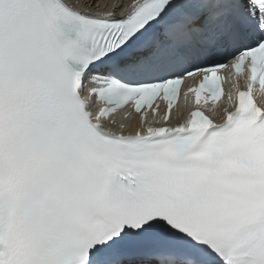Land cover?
Instances as JSON below:
<instances>
[{"label":"snow or ice","instance_id":"snow-or-ice-1","mask_svg":"<svg viewBox=\"0 0 264 264\" xmlns=\"http://www.w3.org/2000/svg\"><path fill=\"white\" fill-rule=\"evenodd\" d=\"M257 91L264 0H0V264H264Z\"/></svg>","mask_w":264,"mask_h":264},{"label":"bare ground","instance_id":"bare-ground-1","mask_svg":"<svg viewBox=\"0 0 264 264\" xmlns=\"http://www.w3.org/2000/svg\"><path fill=\"white\" fill-rule=\"evenodd\" d=\"M128 1H130V0H120V3L125 4V3H127ZM113 2H114L113 0H101V3H102V4H111V3H113ZM98 9H100V8H98ZM107 10H111V9H107ZM173 114H174V115L178 114L177 110H176V112H173ZM137 117H138V116H136L135 118H137Z\"/></svg>","mask_w":264,"mask_h":264}]
</instances>
